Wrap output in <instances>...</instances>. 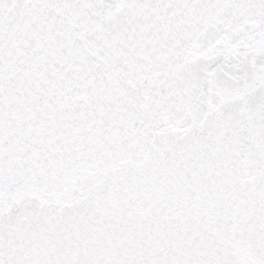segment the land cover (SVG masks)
Instances as JSON below:
<instances>
[{
	"label": "snow or ice",
	"instance_id": "snow-or-ice-1",
	"mask_svg": "<svg viewBox=\"0 0 264 264\" xmlns=\"http://www.w3.org/2000/svg\"><path fill=\"white\" fill-rule=\"evenodd\" d=\"M0 264H264V0H0Z\"/></svg>",
	"mask_w": 264,
	"mask_h": 264
}]
</instances>
